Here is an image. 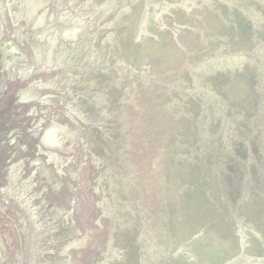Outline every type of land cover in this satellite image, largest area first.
<instances>
[{
	"label": "rangeland",
	"instance_id": "1",
	"mask_svg": "<svg viewBox=\"0 0 264 264\" xmlns=\"http://www.w3.org/2000/svg\"><path fill=\"white\" fill-rule=\"evenodd\" d=\"M0 264H264V0H0Z\"/></svg>",
	"mask_w": 264,
	"mask_h": 264
}]
</instances>
